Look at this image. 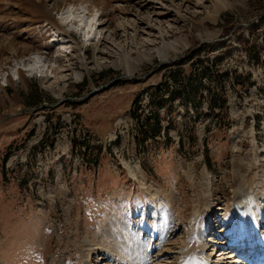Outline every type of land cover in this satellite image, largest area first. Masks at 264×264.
Segmentation results:
<instances>
[{
    "label": "rangeland",
    "instance_id": "rangeland-1",
    "mask_svg": "<svg viewBox=\"0 0 264 264\" xmlns=\"http://www.w3.org/2000/svg\"><path fill=\"white\" fill-rule=\"evenodd\" d=\"M43 1L65 31L53 46L34 9L0 0L3 58L66 53L0 70V264H264V75L234 35L260 42L264 0ZM79 5L83 21L64 25ZM224 39L223 71L251 75L224 80L225 126L175 101L161 137L137 146L132 101L147 115L162 66Z\"/></svg>",
    "mask_w": 264,
    "mask_h": 264
},
{
    "label": "trees",
    "instance_id": "trees-1",
    "mask_svg": "<svg viewBox=\"0 0 264 264\" xmlns=\"http://www.w3.org/2000/svg\"><path fill=\"white\" fill-rule=\"evenodd\" d=\"M263 14V13H262ZM264 15V14H263ZM258 21L253 29H262L260 42H252V30L248 31V38L241 34L242 28H237L234 35L235 41L242 48L244 56L249 64L257 65L264 75V20ZM218 46V47H217ZM222 50L217 56H212L214 48ZM232 45L226 40H218L213 43L195 44L186 53L172 64L162 66L157 73H161L160 80L151 87L147 94L148 114L142 116L138 113L137 100H133L130 106V115L137 126L136 144L143 146L147 141L161 137L162 121L158 112L165 111L178 101L188 112L195 116L212 115L217 117V128L225 126L224 118L227 110V97L224 90V80L233 79L232 84L236 89L243 88L244 83L250 85L251 75L223 71L222 61L224 55L230 52ZM205 93V96L202 93ZM203 110H206L205 112ZM168 114L171 112L168 110Z\"/></svg>",
    "mask_w": 264,
    "mask_h": 264
},
{
    "label": "bare ground",
    "instance_id": "bare-ground-1",
    "mask_svg": "<svg viewBox=\"0 0 264 264\" xmlns=\"http://www.w3.org/2000/svg\"><path fill=\"white\" fill-rule=\"evenodd\" d=\"M2 1V0H1ZM10 1V3H11V6L13 7V8H15L16 10H20L22 7H24V6H26V7H28L27 9H26V7L25 8H23L24 9V12H26V11H30L31 9H34L33 11V13H34V15L32 16L33 18H35V19H39V20H44V21H46V22H48L47 24H49L51 27H56L57 28V30H58V32H56V34L57 33H61L60 35L62 36V32H65L63 29H61V25L59 24V22L57 21H54L53 20V18H52V16L45 10V8H44V1L43 0H40V3L37 5L36 4V2L35 1H32V0H9ZM97 1V0H96ZM8 4V3H7ZM96 4V3H95ZM8 5H10V4H8ZM103 10V9H102ZM31 12V11H30ZM73 15H69L68 14V16L66 15V17L64 18V20H65V22L66 23H64V25L66 24V25H69V24H75V26L77 25L76 24V21H83V18H82V16H83V14L81 13V12H79V11H74L73 13H72ZM86 25H85V28L87 29L89 26L87 25V23H85ZM82 25V24H81ZM77 28V27H76ZM77 30V29H76ZM89 30V29H88ZM79 33V32H78ZM82 33V32H81ZM80 34V33H79ZM53 40V41H52ZM51 40V42H50V44H51V46H53L54 45V41H60V39H59V37L57 38V35H54L53 36V39ZM98 41H101L100 39L98 40ZM11 45H12V47H16V45H17V43L15 44V42L14 41H10L9 42ZM13 48V49H14ZM8 49V48H7ZM168 50H170V49H168ZM167 50V51H168ZM172 50V49H171ZM7 50H6V48L4 47V46H0V70H3V68H4V70H6V66L8 65V66H10L9 65V62L11 63V61H14L16 64L19 62V63H22V62H25V61H28L29 60V58H30V56L31 55H41V56H44V61L45 62H54L55 64H56V62H58V61H60V60H63V58H62V56H59L58 55V53H61V54H66L63 50H58L57 51V55L55 56V60L53 59V57H52V55L50 54V53H42V54H40V53H38V51L36 50V49H34L33 47H28V46H24V45H22V46H17L15 49H14V53H13V55H12V58L10 59V60H8V58H3L4 56V53L6 52ZM177 51H179V49L178 50H173V52L174 53H177ZM161 54H163V51H162V53ZM159 55V54H158ZM164 55H165V52H164ZM164 55H162V56H159V57H161L162 59H163V57L165 58L166 56H164ZM7 56V55H6ZM10 56V55H9ZM148 62H149V60L148 59H146ZM145 60V61H146ZM152 60V59H151ZM164 60V59H163ZM13 63V62H12ZM11 63V64H12ZM18 63V64H19ZM35 64V63H34ZM131 64V63H130ZM37 64H35V66H36ZM5 66V67H4ZM130 66V65H129ZM49 68V67H48ZM55 70V69H54ZM61 71V70H60ZM62 71H64V70H62ZM66 71V70H65ZM44 78L46 79L47 78V76H44ZM18 80L20 81V83H22L23 85H25L26 83H27V81H28V79L24 76V74L22 73V72H20V71H18ZM55 93V95H54V97L55 98H59V96H60V92H54ZM238 167H240L239 165H238ZM237 198H238V202L236 203V207H238L239 205L241 206V204L243 203V198H242V196H239V194H237ZM239 206V207H240ZM244 207V206H243ZM242 207V208H243ZM244 241H245V239H244ZM240 244V243H239ZM244 244H246V243H244ZM261 245V244H260ZM187 246H189V244L187 245ZM186 247V246H185ZM246 249V246L244 247L243 246V250H245ZM139 249L138 248H135V255L137 254V252H139L138 251ZM125 251V250H124ZM132 252V251H131ZM120 252H117V254H119ZM122 254V253H121ZM131 254H133V253H131ZM148 256V255H147ZM146 255H145V257H147ZM135 257V256H134ZM144 257V258H145ZM141 258H142V255H140L139 254V256L137 257V258H135L134 260H132L129 264H141ZM120 259V258H119ZM149 259V258H148ZM121 260V259H120ZM147 260V259H146ZM126 262V261H125ZM183 262V261H182ZM121 263V262H120ZM184 264H208V260H206V261H204V260H202V261H195V260H193V261H190V262H184Z\"/></svg>",
    "mask_w": 264,
    "mask_h": 264
}]
</instances>
